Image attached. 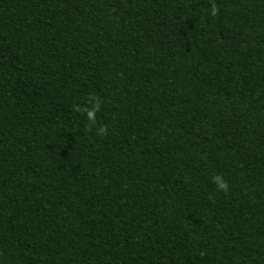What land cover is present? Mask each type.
I'll list each match as a JSON object with an SVG mask.
<instances>
[{
    "label": "trees",
    "instance_id": "obj_1",
    "mask_svg": "<svg viewBox=\"0 0 264 264\" xmlns=\"http://www.w3.org/2000/svg\"><path fill=\"white\" fill-rule=\"evenodd\" d=\"M0 264H264V0H0Z\"/></svg>",
    "mask_w": 264,
    "mask_h": 264
},
{
    "label": "clouds",
    "instance_id": "obj_2",
    "mask_svg": "<svg viewBox=\"0 0 264 264\" xmlns=\"http://www.w3.org/2000/svg\"><path fill=\"white\" fill-rule=\"evenodd\" d=\"M88 100L89 102L95 101V103H92L91 107L87 109L85 114L90 124L95 125L96 124L95 114L97 111L100 110L101 105L98 98L95 96H90ZM103 132L104 134H107V129L106 128L103 129ZM213 182L216 184L218 190L220 191L228 190L229 185L227 181H225L220 175L213 177Z\"/></svg>",
    "mask_w": 264,
    "mask_h": 264
}]
</instances>
